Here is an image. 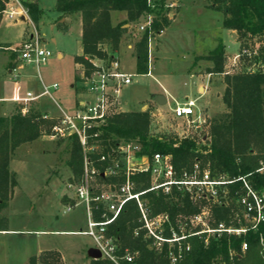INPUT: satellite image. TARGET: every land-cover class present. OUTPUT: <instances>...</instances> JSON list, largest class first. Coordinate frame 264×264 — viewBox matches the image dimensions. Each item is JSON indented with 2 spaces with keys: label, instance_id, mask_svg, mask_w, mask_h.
Returning a JSON list of instances; mask_svg holds the SVG:
<instances>
[{
  "label": "trees",
  "instance_id": "obj_1",
  "mask_svg": "<svg viewBox=\"0 0 264 264\" xmlns=\"http://www.w3.org/2000/svg\"><path fill=\"white\" fill-rule=\"evenodd\" d=\"M207 6L223 13L222 27L249 35L264 42V0H206ZM29 15L35 24L39 23L43 13L36 0H25ZM167 0H154L153 5L147 0H55L54 10L60 17L75 14L80 17L82 26V53L74 57L76 64H83L86 72L92 64L84 57L108 60L118 49L121 38L128 30L126 22H137L144 14H151L153 20L135 42L136 71L138 74L149 72V37L164 29L169 15H163ZM4 2L0 0V22ZM125 11L127 19L114 24L112 11ZM70 23L57 22V27L68 31ZM240 37V36H239ZM0 44V50L3 48ZM225 46L218 45L207 55L212 61L209 72L224 73L225 89L222 96L228 108L210 124L208 146L197 144L196 138H166L151 133V110H121L112 114L107 122L95 129L102 145H115L120 139L137 140L142 145L141 153L152 156L156 152L171 153L175 167L180 170L190 167L196 159L203 165L209 164L213 173H226L230 177L245 176L256 188H264V176L257 168L264 162V45L261 48V63L256 69L227 72L225 69ZM80 79V76H77ZM43 112L28 106L22 112L18 105L10 115H0V231L8 230V218L3 210L9 205L14 187L17 185L16 172L10 168V158L23 143L31 142L40 136L44 125L51 131L56 118L45 119ZM72 170L77 175L83 173V151L76 136H70ZM107 147H101L106 152ZM93 157L97 154L93 153ZM103 170L104 165L97 161ZM102 181H110L100 176ZM135 190L143 191L150 187V174L147 172L132 175ZM229 202L227 204L202 200L211 206L214 223L224 221L235 223L236 195L234 186L241 181L230 184ZM148 204L152 214L168 212L176 225L178 216L190 215L200 210L188 193L173 188L166 194L162 190H147L141 196ZM140 211L135 200H129L120 215L107 227V234L119 240L120 251L125 248L138 250L139 264H171L167 255V246L156 251L149 246L143 231L135 235L140 226ZM194 234L188 238L190 250L174 264H264V222L256 231L244 235H210ZM248 242V248L241 249L242 242ZM90 264H112L106 258L90 259ZM58 250L47 249L30 257L29 264H58Z\"/></svg>",
  "mask_w": 264,
  "mask_h": 264
},
{
  "label": "rangeland",
  "instance_id": "obj_2",
  "mask_svg": "<svg viewBox=\"0 0 264 264\" xmlns=\"http://www.w3.org/2000/svg\"><path fill=\"white\" fill-rule=\"evenodd\" d=\"M54 3L55 0H39L43 13L38 24L31 18L14 22L5 16L0 22V44L14 45L24 39L25 33L36 30L42 35L45 46L52 51V56L45 64L39 67L32 65L28 76L21 69L20 78L14 80L13 74H8V70L18 66L20 62L11 50H0V98L22 96L28 90L37 93L41 90L42 82L47 85L57 83L58 87L51 89L53 98L45 96L37 100L41 110L48 111L51 115L61 113L56 101L66 112H72L76 109L77 102L86 97L81 81L77 78L80 68L74 60L82 48L80 17L70 14L66 18H59L60 13L54 10ZM171 10L172 7H168L166 3L163 15L169 14ZM148 14H144L137 22L125 23L129 24L126 27L130 31L121 38L117 49L116 56L126 70L133 74L132 83L122 89V109H138L144 102L150 103L151 107L145 106L140 110L152 111L154 107L168 109L151 114L152 134L163 139L196 138L198 145L208 146L212 119L228 110L216 94L217 90L221 92L222 82L218 76L214 77V91L201 94L197 79L186 73L182 74V70L186 65H193L195 54H211L221 44L223 13L209 8L206 0H183L176 19L164 34L156 36L151 42L153 48L150 54V72L138 74L135 57L129 55L125 45L139 39L142 33L139 26L146 22ZM125 15V11H113L111 20L117 23L125 21ZM58 21L70 23L68 31L59 29ZM224 43L227 72L256 69L260 66L259 57L264 42L248 34L238 35L235 31L234 39L228 35ZM156 44L160 47L159 53L154 50ZM237 54L239 56L236 57ZM152 65L156 68L153 69ZM167 68L174 70L175 74L162 76L160 71ZM165 78L170 81L172 93L168 95L165 104H156L150 92L161 90ZM185 94L196 99L198 107L209 100L211 109L216 111L200 130H194L185 119L174 117L170 111L177 102L185 101ZM14 103L10 99H0V115L13 112ZM35 103L36 101H29L25 105L33 106ZM72 167L69 137H52L51 131L44 125L37 139L23 143L14 151L10 158V168L16 172L17 185L9 205L2 211L8 218V230L0 231V264H29L31 256L47 249L59 251L58 264H90L87 252L94 246V240L89 235L75 233L87 228L88 213L84 202L73 199L82 174L77 175ZM194 202L200 207L211 206L202 200Z\"/></svg>",
  "mask_w": 264,
  "mask_h": 264
},
{
  "label": "built area",
  "instance_id": "obj_3",
  "mask_svg": "<svg viewBox=\"0 0 264 264\" xmlns=\"http://www.w3.org/2000/svg\"><path fill=\"white\" fill-rule=\"evenodd\" d=\"M2 1V18L5 16L14 22L23 19L22 17L30 18L25 0ZM147 1L153 5L154 0ZM152 20L153 16L148 14L146 22L139 28L143 31L150 27ZM154 35L149 37V71L150 44ZM42 38L35 30L22 41L2 47L11 50L20 62L12 69L14 80L20 78V70L24 66L39 67L52 56V51L45 46ZM84 58L93 66L87 73L83 64H79V80L86 97L78 101L72 112L60 108L61 113L57 116L48 112L42 114L45 119L56 118L51 128L52 137L76 136L82 147V180L76 186L73 199L86 204L88 225L86 229L75 233L91 236L94 246L101 251V257L110 260L112 264H139L138 250L125 248L120 251L117 237L107 234L108 225L120 215L125 204L129 200H135L140 211V226L134 231L135 235L143 231L144 238L149 240V246L158 252L167 246L168 258L174 264L190 250L188 238L191 235L206 233L207 241L210 235L228 233L239 236L259 229L264 222V188H256L245 176L230 177L226 173H213L210 165H203L200 159H196L190 167L178 170L171 153L156 152L152 156L143 154L142 145L137 140L120 139L115 145H107L106 152H102L101 147L107 143L102 145L98 133L93 131L104 125L112 114L123 110L122 89L132 83L133 74L124 69L115 54L108 60L88 56ZM57 87V83L43 84L39 92L29 90L25 95L15 96L12 100L21 103L22 112H25L28 107L25 103L45 96L53 98L51 89ZM172 110L176 117L185 119L196 131L202 129L209 120L197 106L196 99L188 98L177 102ZM93 153L97 154L96 158L92 156ZM97 161L104 165L103 170L99 168ZM257 171L264 176V162ZM141 172L150 174V187L147 190H162L169 194L176 187L188 193L193 201L212 200L223 204L229 202L230 184L241 181L240 186L232 185L236 195V222L214 223L211 207L208 205L200 207L198 212L190 215L180 214L176 225L168 212L152 214L147 202L141 197L147 190L136 191L135 182L132 180L133 174ZM100 176L111 180L102 181ZM247 248L248 242L244 240L241 249L244 251Z\"/></svg>",
  "mask_w": 264,
  "mask_h": 264
},
{
  "label": "crops",
  "instance_id": "obj_4",
  "mask_svg": "<svg viewBox=\"0 0 264 264\" xmlns=\"http://www.w3.org/2000/svg\"><path fill=\"white\" fill-rule=\"evenodd\" d=\"M29 1H32V0H29ZM38 3H39V0H36ZM182 1L183 0H167V4H168V7H172V10L169 12V21H168V23L164 26V30H163V32H161V33H157V34H155L154 36H153V38L151 39V42H152V40L156 37V36H161L162 34H164L165 33V30L169 27V25L170 24H172V22L176 19V17H177V13H178V10H179V7H180V5H181V3H182ZM170 4H172L171 6H170ZM206 5H207V2H206ZM113 12V11H112ZM111 12V13H112ZM64 18H66V17H64ZM124 18L126 19L127 18V14L124 16ZM61 20H63V18L61 19ZM114 24H116L117 22H113ZM124 27H126V26H129V24H124L123 25ZM80 27H81V35H82V26H81V20H80ZM130 30H129V28H128V30L126 31V33L123 35V37L124 36H126L127 34H128V32H129ZM32 33V32H31ZM31 33H25V37L24 38H27L28 36H30L31 35ZM230 36V38H233L234 39V36H235V31L234 30H231V29H225L224 28V31H223V37H224V39H223V37H222V39H221V43H223L224 44V46H226V43H224V41L226 40V37L227 36ZM52 40L53 41H55V38H52ZM135 42L136 41H134V43L133 42H127L126 43V45H125V50L129 53V55L131 56H133V57H135V66H136V56H135V52H134V46H135ZM81 47H82V42H81ZM155 48H154V50H155V52L156 53H159V51H160V47H159V45L158 44H156V46H154ZM152 48H153V45H151L150 44V54H151V52H152ZM216 48V47H215ZM226 49V48H225ZM117 52H118V50H116L115 52H114V54L115 55H117ZM82 53V48H81V52H80V54ZM15 55V54H14ZM61 54L59 53V56H60ZM207 55H209V54H207ZM207 55H203V54H195V62H193V65H186L184 68H183V70H182V74L183 73H186V74H188L189 76H192V77H195L196 79H197V81L199 82L198 83V91L201 93V94H209L210 92H212V91H214L213 90V88H212V85H213V83L215 82V80L216 79H214V77H216V76H218L219 77V80H220V82H222V85H221V92L220 91H218L217 90V92H216V94H217V96L218 97H220L221 98V100H222V102H223V99H222V95H223V91H224V89H225V83H224V80H223V76H224V73H216V72H209V68L212 66V61L211 60H209L208 58H205ZM199 61L201 62V63H199ZM203 61L205 62V63H203ZM122 63V62H121ZM78 66H79V64H77ZM31 66L32 65H26V66H24L23 68H22V70H24V72H25V75L26 76H28V75H30V70H31ZM122 66L124 67V69L126 70V68H125V66L123 65V63H122ZM79 68H80V66H79ZM152 68L153 69H155L156 67L154 66V65H152ZM150 70H151V68H150ZM128 71V70H127ZM150 72V71H149ZM148 72V73H149ZM12 73V69L10 68L9 70H8V74H10V75H12L11 74ZM160 74H162V76H164V77H167V76H171V75H173V74H175V72H174V70H171V69H169V68H167V70H162V71H160ZM13 77V76H12ZM205 81V82H204ZM169 79H167V78H165L164 79V84H162V89L161 90H153V91H151L150 93H151V95H154V94H157V93H163L165 96H166V99H167V101H168V95H171V93H172V91H171V89H170V87H169ZM43 84H45L44 82H42V85ZM42 88V87H41ZM40 88V89H41ZM29 91V90H28ZM84 93V92H83ZM5 99H10V100H12V98L13 97H4ZM188 98H190V94H185V96H184V99L186 100V99H188ZM0 99H2V98H0ZM83 98H81L79 101H81ZM190 99H193V98H190ZM38 100H40V99H38ZM153 100V99H152ZM34 101H36V103L33 105L34 107H36V108H38V109H40L41 110V108L38 106V104H37V100H34ZM154 101V100H153ZM78 103V102H77ZM154 103H156L157 104V102L155 101ZM16 104V105H15ZM18 105H22L21 103H19V102H16L15 101V103H14V108H16ZM56 105L58 106V108L60 109V108H62L61 107V105L56 101ZM223 105H224V103H223ZM147 107V108H149V107H151V104L150 103H147V102H144L141 106H140V108H138V109H123V110H140V109H142L143 107ZM173 108V107H172ZM172 108L170 109V111L172 112V114H173V116L174 117H176L175 115H174V113H173V110H172ZM204 113H205V115L208 117V119H209V117H211L212 116V114H214V112H216V111H213L212 109H211V103H210V101L209 100H207V102L203 105V106H201V107H199ZM63 109V108H62ZM61 110V109H60ZM64 110V109H63ZM162 110H168V109H158V107H154L153 109H152V112H153V114H158L159 112H161ZM12 111V110H11ZM42 111V110H41ZM42 112H48V111H42ZM12 113V112H11ZM11 113H9L8 115H10ZM49 113V112H48ZM57 115H59V114H55L54 116H57ZM177 118H179V117H177ZM180 119H182V118H180ZM91 259V258H90Z\"/></svg>",
  "mask_w": 264,
  "mask_h": 264
},
{
  "label": "water",
  "instance_id": "obj_5",
  "mask_svg": "<svg viewBox=\"0 0 264 264\" xmlns=\"http://www.w3.org/2000/svg\"><path fill=\"white\" fill-rule=\"evenodd\" d=\"M22 18L24 19L25 17H22ZM152 99L160 105H163L167 102L166 96L163 93L154 94L152 96ZM87 254H88V257L91 259L101 258L102 256L100 249L95 246H91L88 249Z\"/></svg>",
  "mask_w": 264,
  "mask_h": 264
}]
</instances>
